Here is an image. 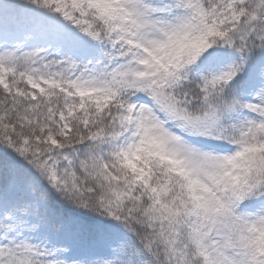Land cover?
Listing matches in <instances>:
<instances>
[{
	"label": "snow or ice",
	"instance_id": "6c2138e0",
	"mask_svg": "<svg viewBox=\"0 0 264 264\" xmlns=\"http://www.w3.org/2000/svg\"><path fill=\"white\" fill-rule=\"evenodd\" d=\"M0 264H264V0H0Z\"/></svg>",
	"mask_w": 264,
	"mask_h": 264
}]
</instances>
